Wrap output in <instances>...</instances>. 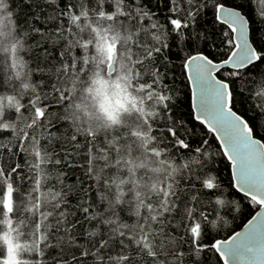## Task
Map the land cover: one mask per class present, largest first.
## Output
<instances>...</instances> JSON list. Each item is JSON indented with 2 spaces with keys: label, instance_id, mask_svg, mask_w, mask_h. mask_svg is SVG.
<instances>
[{
  "label": "snow or ice",
  "instance_id": "snow-or-ice-1",
  "mask_svg": "<svg viewBox=\"0 0 264 264\" xmlns=\"http://www.w3.org/2000/svg\"><path fill=\"white\" fill-rule=\"evenodd\" d=\"M213 257L264 264V0H0V264Z\"/></svg>",
  "mask_w": 264,
  "mask_h": 264
},
{
  "label": "trees",
  "instance_id": "trees-1",
  "mask_svg": "<svg viewBox=\"0 0 264 264\" xmlns=\"http://www.w3.org/2000/svg\"><path fill=\"white\" fill-rule=\"evenodd\" d=\"M177 64H179V61H176ZM177 78V87L181 89L180 95L178 97L179 101V110L180 113L187 114L190 110V89L185 88L183 84L179 83L180 81V74L177 71L176 73ZM187 92L188 96L185 97L184 93ZM239 107V106H238ZM187 115L184 116V119H187ZM195 125V136L191 137L193 140H198L200 136H204L207 138L213 145V150L216 149L218 142L214 140V137L211 133L207 131L206 128L201 126L198 121H193ZM189 127H192V125H189ZM210 167H213L219 171V175L224 179L225 182L230 177V166L229 162L224 158L223 156L216 155L214 162L210 165ZM225 191L227 192V187L225 188ZM233 199H238L241 201L240 203V211L239 212H233L229 219L231 220V223L229 225L228 229H223L220 231L219 235H217V232L214 230L212 232V236H214L217 239L224 238L226 235L230 234V230L238 229L257 209L255 205H252L251 202L242 197V194H238L237 192L232 193ZM211 264H216V258L213 257L211 260Z\"/></svg>",
  "mask_w": 264,
  "mask_h": 264
},
{
  "label": "water",
  "instance_id": "water-1",
  "mask_svg": "<svg viewBox=\"0 0 264 264\" xmlns=\"http://www.w3.org/2000/svg\"><path fill=\"white\" fill-rule=\"evenodd\" d=\"M218 142V141H217ZM259 209H258V207H257V209L254 211V213L252 214V215H254L255 213H256V211H258ZM251 215V216H252ZM251 216L248 218V219H251ZM247 219V220H248ZM247 220L238 228V229H236L235 231H241L242 229H243V225L245 224V223H247Z\"/></svg>",
  "mask_w": 264,
  "mask_h": 264
}]
</instances>
